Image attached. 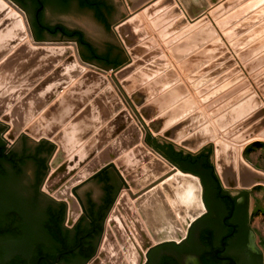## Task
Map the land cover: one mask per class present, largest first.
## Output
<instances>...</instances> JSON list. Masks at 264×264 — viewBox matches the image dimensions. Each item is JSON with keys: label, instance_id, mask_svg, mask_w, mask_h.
Masks as SVG:
<instances>
[{"label": "water", "instance_id": "obj_1", "mask_svg": "<svg viewBox=\"0 0 264 264\" xmlns=\"http://www.w3.org/2000/svg\"><path fill=\"white\" fill-rule=\"evenodd\" d=\"M125 1L128 8L135 11L151 0ZM215 1L179 0L190 17L205 11L209 3ZM6 2L16 11L29 17L35 36H30V41L34 45L31 46L27 40L24 41L26 38L24 27L14 23L11 36L7 40H0V116L11 123L13 132V129L18 131L28 124L26 130L47 137L52 136V140L41 139L42 141L35 143L27 138V135H21L11 150L3 154L5 142L0 139V264H55L58 258L57 263L61 264H83L94 252L101 223L104 231L105 220L117 198L115 194L120 193L124 182L121 173H129L127 179L135 190V193L130 190L129 196L132 199L139 196L141 204L148 199L143 194L167 177L155 176L156 170L151 172L153 162L137 167L144 154H150L151 157L155 154L154 159L158 166L166 162L177 168L181 174H186L190 180H195L198 185L193 190L192 199L190 195L185 194L186 190L181 189L178 193V188L174 184L168 186L169 202L160 188L159 191L155 189L156 193L154 190L150 193L154 199L152 210L156 212L157 217L148 223L143 217L147 229L156 236L170 233L169 237L151 241L146 227L134 210L125 209L126 220L120 226H116L110 217L118 241L126 254H130L132 258L129 259L130 263L143 262L137 239L145 249L163 242H171L155 246L148 252L151 264H184L185 260L191 257H196L202 264H246L239 255V250L246 241L247 227H250L248 225L250 190L243 189L236 196L229 195L228 186L222 182L215 164L213 163L214 172L213 165L209 162L211 150L213 155L211 144L200 145L201 150L192 152L196 154L183 155L182 150L174 151L170 143L157 144L153 139L155 135L151 134V139L148 140L146 134L142 139L141 132L144 129L139 124L140 120L135 114L133 117L123 108V105L127 107L128 103L116 86L117 83L111 79L109 85L104 76L108 71L117 70L120 66H116L127 60L110 28L112 23L122 17L119 20L121 22L119 30L124 36L125 43L135 46L132 50L135 56L141 55L146 47L140 45L139 40L144 35L147 36V33L135 30L132 22L126 17L127 13L121 0H6ZM170 2L172 0H160L145 11L151 14L158 7L162 8ZM219 9L217 7L211 11L212 17L219 14ZM178 15V9L173 7L160 17V20L166 21ZM202 21L201 19L200 23ZM184 23L183 17L177 18L164 29V35L179 29ZM3 27H0V32ZM198 32H203V29ZM47 38H65L66 41L76 44V41L68 38H77L81 57L78 56L74 62L72 60L74 66L70 67L66 59L62 60V52L54 54L57 56V65L61 61L63 63L52 71L56 65L54 60L51 61L53 56L48 49L42 47L51 42L45 40ZM78 64L90 68L79 78L80 71L78 72L76 68ZM142 73L139 71L134 75L136 80H141ZM134 82L135 79L132 82L129 79L126 83L123 82V85L130 88ZM62 87L66 89L58 96V91ZM99 90L103 91L97 94ZM130 99L136 105L142 102L138 90L133 91ZM88 100L91 104L83 106ZM127 100L129 101V98ZM46 105L48 107L32 121ZM81 107L83 109L79 111ZM156 110L157 107L149 103L140 111L149 117V113ZM172 114L177 116L176 112H168L162 118L151 121L150 128L153 131L162 130L161 126ZM1 123L0 132L5 128L6 133L8 127ZM163 132L169 137L173 135L171 129ZM183 150L191 152L185 148ZM48 156L46 168L45 161ZM90 157H93V160L85 164ZM241 157L244 159L242 153ZM50 165L59 166L48 175ZM78 168L81 169L73 175ZM193 172L198 173L202 181ZM255 174L258 177L262 176L259 172ZM70 175L72 179L67 184L68 192L80 203L82 198L93 222L90 223L83 214L77 219L78 222L76 221L73 229L68 230L61 225L64 218V203H56L38 192V186L43 177L44 187L55 189L59 180H64ZM151 175L154 176L151 178ZM228 179L229 183L232 182L231 186L235 185L233 177ZM220 183L225 189H222ZM251 185L253 187V184ZM181 193L185 195L180 198ZM242 193L246 195L245 203L235 206L236 197ZM204 199L208 213L196 220L204 212ZM188 230L189 247L175 245L174 243H181L184 240ZM114 263L125 264L119 253ZM250 264H262V252L253 253Z\"/></svg>", "mask_w": 264, "mask_h": 264}, {"label": "rangeland", "instance_id": "obj_2", "mask_svg": "<svg viewBox=\"0 0 264 264\" xmlns=\"http://www.w3.org/2000/svg\"><path fill=\"white\" fill-rule=\"evenodd\" d=\"M159 1L152 0L147 5L156 4ZM3 2L0 1V5L4 8V4L8 2L6 0ZM121 2L126 13L128 10L127 19L132 22L135 30L137 32L143 31L144 34L147 33V36L144 35L139 40L140 45H146L145 52L135 56L132 52L135 46L125 43L124 36L119 30L121 17L112 23L110 28L126 57L128 55L129 60L124 61L125 63L117 69H123V71H116V73L108 71L104 75L110 82L112 79L114 83H117L116 86L128 103V108L125 105L123 108L127 109L133 117L135 114L140 120L139 124L144 129L142 136L145 137L147 134L149 140L152 135H155L153 139L157 144L170 143L175 150L184 152L186 151L183 148L196 150L195 146L204 145V143L209 144L211 141H215L212 144L216 143V146L220 142L226 145L233 144L232 146L242 148L241 153L245 160L255 168L264 171V6L258 9L264 4V0H250L238 8L235 7L243 0L224 2L218 6L220 9L216 17H212L211 11H209L203 19L202 17L199 20L196 18V21L186 12H183L176 0H172L170 4L162 8L158 7L151 14L146 13L143 8L138 11H131L125 0H121ZM9 6L11 5L9 4ZM246 6H250V8H246ZM173 7L179 11V15L173 18L183 17L186 18L185 21L188 19L191 23H187V27L183 31L179 30L180 33L176 35L173 31L164 35V29L170 25L168 22L174 19L162 20L161 22L160 17ZM11 9L15 11L12 6ZM18 13L28 35L24 41L27 40L30 45H33L30 36L35 35L32 32L33 29L28 17ZM3 15L8 17L9 12H4ZM200 19L203 20L202 23H200ZM201 29L203 32H198ZM198 34L201 35V38ZM54 39L49 44L40 46L50 47L49 49L66 54L69 53L76 58L81 57L79 43L75 38L68 39L76 41L78 45L72 41H66V39ZM81 67H83L84 72L90 69L86 66ZM139 71L143 72L140 81L134 77ZM129 79L130 82L135 79V82L130 88H125L123 82L126 83ZM135 87L137 89H132ZM65 89L63 88L60 94ZM134 90H138L142 98V102L138 105L130 99ZM149 103L152 106L154 104L157 110L154 113H149V117H146L140 110ZM168 112H176L175 115L177 116L172 114L171 118L174 117L161 126L162 130L153 131L149 123L157 120V118H162ZM0 121H3L8 127L6 132L8 135L5 133V129L3 138H6L5 141H9L10 144L21 135H27L28 137H26L33 142L47 139L44 136L35 137L26 130L27 126L15 133L12 131L10 122L3 118ZM133 122L135 121L133 120ZM181 124L183 125L181 126ZM158 126L160 125L158 124ZM167 129H173L172 133L175 136L171 135L173 138H170L175 142L165 137L163 130ZM201 138L206 139L202 140ZM48 139L52 140V138ZM188 139L197 142L191 146L182 143L183 140ZM170 141L183 147L178 148ZM221 154L222 158L228 157L224 151ZM209 158L213 164L214 154L212 155V150ZM164 165L166 171L172 170L173 166L166 162ZM52 171L54 168L50 165L49 172ZM181 175L176 174L171 179H176ZM41 187L53 199L65 200L68 203L66 223L73 225L79 214L78 208L80 206L76 199L69 194V186H65L64 189L58 186L53 190L45 189L43 184ZM233 189L236 190V188ZM244 189L250 190L248 192V211L256 242L259 245H264V185ZM115 196L117 195L115 194ZM125 199L121 198L120 201L126 203L127 200ZM123 205L125 204H122V207ZM147 231L152 238L154 235L149 229ZM97 261L98 258L95 255L86 264H97Z\"/></svg>", "mask_w": 264, "mask_h": 264}, {"label": "bare ground", "instance_id": "obj_3", "mask_svg": "<svg viewBox=\"0 0 264 264\" xmlns=\"http://www.w3.org/2000/svg\"><path fill=\"white\" fill-rule=\"evenodd\" d=\"M175 1V0H174ZM176 1H178L179 2V0H176ZM179 4H180V6L182 7V9H183V12H186L185 11V9H184V7L181 5V3L179 2ZM143 6H144V4H143ZM178 6V5H177ZM180 9V8H179ZM15 10V9H14ZM136 11V10H135ZM4 12H9V16L8 17H6V15H3V13ZM186 14H187V12H186ZM184 15V14H183ZM188 15V14H187ZM198 16V15H197ZM185 17V16H184ZM196 16H194V17H191V18H195ZM146 18V17H145ZM190 19V18H189ZM21 24L23 27H24V25H23V23H22V21H21V19H20V14L18 13V11H12V9H11V6H9V4L7 3V4H5V6H4V8L3 7H0V27H2V26H4L3 27V30L0 32V40H7L10 36H11V33H12V25L13 24ZM24 30H25V28H24ZM25 32H26V30H25ZM33 32V31H32ZM156 34V33H155ZM27 32H26V38H27ZM25 38V39H26ZM24 39V40H25ZM67 40V39H66ZM29 43V42H28ZM31 46H34V45H31ZM45 48V47H44ZM46 49H48L49 51H50V53H51V55L53 56V58H52V60L51 61H55V67L53 68V69H51L52 71H54L56 68H57V66L58 65H60L61 63H63V61H64V59H67V61H68V66H70V67H73L74 66V64H72V60H73V62H74V60H77V58L76 57H74L73 55H69V53H63V58H62V60L63 61H61L58 65H57V63H56V57L57 56H55L54 54H56V55H58V53H61V52H58V51H56V50H53V49H49V48H46ZM61 58V57H60ZM81 64H78L77 66H76V68H78V72L80 71V73H79V75H78V78L81 76V75H83V67H81L80 66ZM81 68V69H80ZM71 69V68H70ZM116 71L117 72H119V71H123V69L122 70H115L114 71V73H116ZM105 76V75H104ZM120 76V75H119ZM116 77V76H115ZM105 78H107V77H105ZM119 79V78H118ZM107 80H108V78H107ZM121 80V79H120ZM108 84L110 85L111 84V82L108 80ZM68 86V85H67ZM64 87H62L59 91H58V96H60V91L63 89ZM102 91L103 90H99L98 91V93L97 94H100V93H102ZM97 94H96V96H97ZM91 101L90 100H88V101H86V103H85V105H83V106H87V105H89V104H91L90 103ZM94 103V102H93ZM48 105H50V104H48ZM48 105H46L44 108H42V110L41 111H39L36 115H35V117L38 115V114H40L42 111H44V109H46L47 107H48ZM81 109H83V107H81L80 109H79V111H81ZM33 118L32 119V121L34 120V119H36V118ZM2 118L3 117H1L0 116V120H2ZM6 121V120H5ZM3 122V121H2ZM7 122H9V121H7ZM106 122H108V121H106ZM105 122V123H106ZM29 123H31V122H29ZM28 125V124H27ZM26 125V126H27ZM183 124H181V126H182ZM23 127H25V126H23ZM22 127V128H23ZM139 128H140V126H139ZM14 130V132H16L17 130H15V129H13ZM150 130V129H149ZM172 130V132H173V129H171ZM28 131V130H27ZM152 131V130H151ZM28 132H30V133H32L35 137H42V136H44V137H46L47 139L48 138H52V136H49V137H47V136H45V135H43V134H37V133H33V132H31V131H28ZM162 132V131H161ZM165 135V134H164ZM163 135V136H164ZM10 136V135H9ZM173 136H175L174 134H173ZM165 137H168L167 139H170V140H172V141H174L173 139H171L169 136H166L165 135ZM33 138V137H32ZM141 138H142V132H141ZM6 139V138H5ZM206 139V138H205ZM205 139H202V140H205ZM7 140V139H6ZM198 140H200V139H198ZM229 140H231V139H229ZM241 140H243V138H241ZM9 142V141H8ZM141 142H143V140L141 141ZM175 142V141H174ZM196 140H183V144H185V145H187V146H191L192 144H196ZM213 142H215V141H211V143H209V144H211V146H212V148H213V154H214V163H215V165H216V171H217V173H218V175L220 176V178H221V180H222V182L225 184V185H227L228 186V188H236V189H240L241 187L243 188H248V187H251L252 185L251 184H253V186L255 185V186H257V185H264V171H262V170H260V169H256L254 166V170L252 169V165L247 161V160H245V158L244 159H242V157H241V150H242V148L241 147H235V146H232V145H226L225 143H222V142H220V143H218V145L216 146V143L215 144H212ZM243 142H244V140H243ZM177 144H181V143H178V142H176ZM231 143V142H230ZM241 143V142H240ZM208 144H205L204 143V146H207ZM234 145H236V144H234ZM242 145V144H241ZM183 147V146H182ZM200 146H195V148H196V150H190V149H188V150H190L191 152L192 151H194V152H198L199 150H201V147L199 148ZM56 149H57V145H56ZM224 151V153H225V155L226 154H228V157L227 158H222V154H221V152H223ZM124 153V152H123ZM156 157V155L155 154H153V156L151 157L150 156V154L148 155V154H144V158H143V160L137 165V167H142V166H144V165H146V164H151L150 162H153V171H151V172H154L155 170V176H157V175H165V176H167L166 178H164L163 180H161L160 182H158L157 184H155L154 185V187H152L151 189H149L147 192H145L144 194H143V196L147 199L143 204H141V202H140V200H139V196H137L135 199H132V198H130V196L129 195H125L126 197V199L125 200H127L126 201V203H124V202H121L120 200H118V196H119V194L117 195V198L115 199V201H114V203H113V205L111 206V210H110V212L108 213V216H107V218H106V221H105V229H104V231H103V233H102V235H101V240L99 241V244H98V247H97V249H96V252H95V254L93 255V257L96 255V258H98V261H97V264H115L114 262L116 261V259H117V253H119L120 255H121V258H123V260H124V262H125V264H132V263H130V260L129 259H132L131 258V256H130V254H126V252L123 250V248H122V246H121V243L118 241V237H117V234H116V232L114 231V229H113V227H112V225H111V222H110V217L111 218H113V220L115 221V224H116V226H120L121 224H123V222L126 220V216H125V213L126 212H124L125 211V209L127 208V209H129V210H134V211H136V213H137V215H138V217H139V219H141V221H142V223H143V225L146 227V228H148L147 227V224L146 223H148L151 219H152V221L153 220H156V217H157V215H156V212L155 211H153L152 210V206H153V202H154V199H152V194H150L151 192H152V190H154L153 192L154 193H156V190L157 191H159L160 189L162 190V192H163V194H164V197H165V199L169 202V200H168V194H167V190H168V186H172V184H174V186H177V188H178V193H180V191H181V189H183L182 191H184V190H186V193L185 194H187V195H190V197H191V199L193 198V190H195V187H196V185H198L197 183H196V181L195 180H190L189 178H188V176L186 175V174H183V175H185V178H186V180L185 179H183L182 177L183 176H181V178H182V181L181 180H179V181H175L176 179H178V178H174V179H170V180H168L167 181V178L172 174V173H174V171L176 172L178 169L177 168H174V166L172 167V170H170V171H166V168H163V169H161V166L159 165L158 166V163L156 162V160L154 159ZM116 159H118V158H116ZM93 160V157H90V159L89 158H87V160H86V162H85V164H88V162H91ZM162 165H163V163H162ZM58 166L59 165H55V166H53V168H54V170H56L57 168H58ZM136 167V168H137ZM164 167V166H163ZM50 169V168H49ZM81 169V168H80ZM79 168L74 172V173H72L73 175L74 174H77V172L80 170ZM159 171V172H158ZM230 171V172H229ZM255 172H259V174H262V176L260 177H258V175H256L255 174ZM51 173H53V171L51 172ZM181 174V173H180ZM129 175V173L127 172L126 174H122L121 173V176H122V179H123V185H126L127 186V188H128V190L130 191V190H132V192L133 193H135V190H134V188H131L132 186V184H130V181L127 179L128 176ZM154 175H151L150 177L152 178ZM72 177V175H70L69 177H67V178H65L64 180H59L60 182L58 183V186L59 187H62L63 189H64V187L65 186H68L67 184H68V182H69V180L70 179H72L71 178ZM232 178L233 177V179H234V181H235V185H233V186H231L230 185V183H232V182H230L229 183V179L228 178ZM184 180V181H183ZM172 182H174V183H172ZM172 183V184H171ZM251 183V184H250ZM241 186V187H238L239 185ZM123 185H122V187H123ZM164 185V186H163ZM57 186V187H58ZM134 186H137V185H134ZM164 187H167V189H164ZM181 187V188H180ZM56 188V187H55ZM160 188V189H159ZM46 189V188H45ZM156 189V190H155ZM51 190H53V189H51ZM152 192V193H153ZM185 194H180L181 196H180V198L181 197H183L182 195H185ZM70 195H71V193H70ZM149 195H151L150 197H148ZM142 196V195H141ZM75 199H76V197H74ZM130 199V200H129ZM132 200H134L133 202H134V204L132 203ZM122 204H125V205H123V207H122ZM133 204V205H132ZM147 204H148V206H147ZM122 207V208H121ZM139 209V210H138ZM142 217V218H141ZM143 217H144V219L147 221L146 223L144 222V219H143ZM161 217V216H160ZM143 219V220H142ZM183 231L185 232V228H183ZM108 232H110V234H108ZM166 232V231H165ZM153 235H154V237L156 238V239H158V238H161V237H169V236H171L170 235V233H161V234H157V236L153 233V232H151ZM107 234H108V237H107ZM147 234H148V231H147ZM110 235H112V237L110 236ZM112 238V240L110 241L109 240V238ZM148 237L150 238V240L151 241H154L150 236H149V234H148ZM136 239V238H135ZM136 242H137V246L140 248V250L142 251V255H143V261H144V258H145V256H146V252H147V250H148V248H142V246H141V244H140V241L139 240H137L136 239ZM103 251V252H102ZM132 254V253H131ZM92 257V258H93ZM91 258V259H92ZM91 259L89 260V262L91 261ZM89 262H87V263H89Z\"/></svg>", "mask_w": 264, "mask_h": 264}, {"label": "flooded vegetation", "instance_id": "obj_4", "mask_svg": "<svg viewBox=\"0 0 264 264\" xmlns=\"http://www.w3.org/2000/svg\"><path fill=\"white\" fill-rule=\"evenodd\" d=\"M0 1H4V0H0ZM4 3V2H3ZM3 6V5H2ZM4 6H5V4H4ZM0 7H1V5H0ZM28 19H29V17H28ZM29 22H30V20H29ZM30 25H31V23H30ZM54 39V38H53ZM56 39H65V38H56ZM21 43V42H20ZM2 122V121H1ZM4 123V122H3ZM4 131H5V128L0 132V139H2L4 142H5V144H4V149H3V154H7L10 150H11V148L15 145V143L18 141V139L21 137V136H19L18 138H17V140L15 141V142H13V143H9L8 141V143L5 141V139L3 138V133H4ZM36 141H38V142H35V143H39L40 141H42V140H36ZM46 163H47V159H46V161H45V166H46ZM161 166V169H163V168H166V166L164 165V163H163V165L161 164L160 165ZM164 166V167H163ZM46 168H47V166H46ZM50 170V169H49ZM193 173H195V172H193ZM50 174V172L48 171V175ZM176 174H180V172H179V170H177L176 172H174V173H172L168 178H167V181L169 180V179H171L174 175H176ZM195 174H197V173H195ZM45 175V174H44ZM44 175H43V177H44ZM198 175V174H197ZM181 176H183L182 178L183 179H185L186 180V178H185V175H181ZM181 176L178 178V179H176V180H181L182 181V178H181ZM199 176V175H198ZM43 177H42V179H41V182H40V184H39V186H38V192H40V193H42L43 195H45L46 197H48V198H50L51 200H53L54 202H56V203H59V202H62V203H64V205H65V208H64V219H63V221H62V223H61V225L63 226V227H65V228H67L68 230H71V229H73V227L76 225V223L78 222V218L80 217L81 218V216L84 214V216L88 219V221L90 222V223H92L93 222V218L89 215V213L87 212V210H86V207H85V205H84V203H83V200H82V198H81V201H82V203H80L79 202V200L76 198V201H77V203L79 204V208H78V211H79V214H78V216L76 217L77 219H76V221L74 222L75 224H73V225H68L67 223H66V219H67V212H68V203L65 201V200H56V199H53L52 197H50L49 195H47V194H45V191H43V189H42V187H41V185H42V181H43ZM200 177V176H199ZM200 179H201V177H200ZM184 181V180H183ZM201 181H202V179H201ZM202 184H203V182H202ZM220 185H221V183H220ZM203 187H204V185H203ZM221 187H222V185H221ZM132 188V187H131ZM222 189H225L224 187H222ZM244 188H240V189H236V190H232V188L230 189V188H228V191H229V195L230 196H236L237 194H239V192L241 191V190H243ZM117 194V193H116ZM125 195H129V190H128V188H127V186L126 185H123V187H122V189H121V191H120V194H119V196H118V200H120L121 198H125L126 196ZM134 200H132V203L134 204V202H133ZM245 201H246V195L244 194V193H242V194H240L238 197H236V199H235V206H241V205H243L244 203H245ZM204 203H205V209H204V212L196 219V220H198L199 218H201L202 216H204L205 214H207L208 213V208H207V205H206V202H205V199H204ZM132 204V205H133ZM83 209H85V211L83 212ZM105 216V215H104ZM104 216H103V218H104ZM79 218V219H80ZM195 220V221H196ZM194 221V222H195ZM102 222H103V219H102ZM193 222V223H194ZM193 223H192V225H193ZM192 225L189 227V230H190V228L192 227ZM248 225L250 226V227H247V233H246V241H245V243L240 247V250H239V255L241 256V258L243 259V260H245L246 261V264H250V261L252 260V254L253 253H255V254H261V252H262V264H264V245L262 244V245H259L258 244V242H256V239H255V236H254V232H253V229H252V227H251V220H250V213H249V211H248ZM189 230H188V233L186 234V236H185V238H184V240L181 242V243H174V242H172V243H174L175 245H178V246H181V247H183L184 245L186 246V247H189V242H188V236H189ZM102 233H103V228H102V223H101V231H100V234H99V237H98V240H97V243H96V246H95V249H94V252L83 262V264H86L92 257H93V255L95 254V252H96V249H97V247H98V244H99V239L101 238V235H102ZM152 238H153V240L155 241L156 240V238L154 237V236H152ZM255 241V242H254ZM165 243H171V242H163V243H160V244H165ZM160 244H157V245H154V246H152L151 248H149L148 249V251L146 252V256H145V258H144V261L142 262V264H151L150 263V260H149V257H148V252L151 250V249H153L155 246H158V245H160ZM58 260H59V258H58ZM57 260V261H58ZM57 261H56V263L55 264H61V263H57ZM184 264H202V263H200L199 261H198V259L196 258V257H191V258H189V259H187V260H185V262H184Z\"/></svg>", "mask_w": 264, "mask_h": 264}, {"label": "crops", "instance_id": "obj_5", "mask_svg": "<svg viewBox=\"0 0 264 264\" xmlns=\"http://www.w3.org/2000/svg\"><path fill=\"white\" fill-rule=\"evenodd\" d=\"M152 1V0H151ZM151 1H149V2H151ZM227 1H230V0H216L214 3H209V5H208V7L205 9V11H203V12H201L200 14H198V16H196L195 18H194V21H196L197 19L199 20V18H201L202 17V19H203V17L209 12V11H212V10H214L215 8H217L221 3H224V2H227ZM149 2H147V3H145L144 4V6H141L140 8H143V10H146L149 6H153V4H150L149 6L147 5ZM246 2H250V0H243V2L242 3H240V4H238L235 8H238V7H241V5H243L244 3H246ZM147 5V6H146ZM146 6V7H145ZM262 6H264V4L263 5H261V6H259L258 7V9H260ZM145 7V8H144ZM140 8H138L137 9V11L140 9ZM205 12V13H204ZM129 13H128V10H127V14H126V17H127V15H128ZM184 16V15H183ZM197 18V19H196ZM174 20H171V22H168V24L170 23V25L176 20L175 18H173ZM186 19V18H185ZM170 20V19H169ZM168 20V21H169ZM192 21V20H191ZM200 21H201V19H200ZM187 23L188 24H190L191 22H189V20L187 19L186 21H185V23H184V25L182 26V27H180L179 29H176V30H174L173 32H174V35H176V34H178V33H180V31L179 30H181V31H183V29H185L186 27H187ZM195 23H197V22H195ZM194 23V24H195ZM169 26V25H168ZM190 26V25H189ZM200 38H201V36H199ZM45 40H55V39H53V38H51V39H45ZM145 52V51H144ZM127 60L125 61V62H127L128 60H129V57H128V55H127ZM125 62H122L119 66H121V65H123ZM168 86H170V85H168Z\"/></svg>", "mask_w": 264, "mask_h": 264}, {"label": "trees", "instance_id": "obj_6", "mask_svg": "<svg viewBox=\"0 0 264 264\" xmlns=\"http://www.w3.org/2000/svg\"><path fill=\"white\" fill-rule=\"evenodd\" d=\"M77 41H78V39L77 38H75ZM174 149V148H173ZM174 151H177V152H179L180 150H175L174 149ZM187 153H191V154H196V153H192V152H184V151H182V154L183 155H185V154H187ZM211 153V152H210ZM210 153H209V156H210ZM166 155V154H165ZM167 156V155H166ZM168 157V156H167ZM172 160V159H171ZM173 161V160H172ZM174 162V161H173ZM209 162H210V158H209ZM175 163V162H174ZM211 163V162H210ZM212 164V163H211ZM178 165V164H177ZM213 165V164H212ZM213 169H214V166H213ZM185 170V169H184ZM188 171H190V170H188ZM192 172V171H191ZM214 172H215V169H214ZM198 174V173H197ZM216 174V173H215ZM199 175V174H198ZM200 176V175H199ZM217 176V175H216ZM201 177V176H200ZM218 178V177H217ZM219 180V179H218ZM220 182V181H219ZM114 199V198H113ZM112 202H113V200H112ZM111 202V203H112ZM111 205V204H110ZM109 208V207H108ZM64 219V218H63ZM63 221V220H62Z\"/></svg>", "mask_w": 264, "mask_h": 264}, {"label": "built area", "instance_id": "obj_7", "mask_svg": "<svg viewBox=\"0 0 264 264\" xmlns=\"http://www.w3.org/2000/svg\"><path fill=\"white\" fill-rule=\"evenodd\" d=\"M7 142V141H6ZM8 143V142H7Z\"/></svg>", "mask_w": 264, "mask_h": 264}]
</instances>
